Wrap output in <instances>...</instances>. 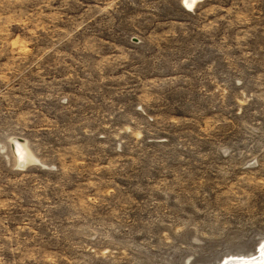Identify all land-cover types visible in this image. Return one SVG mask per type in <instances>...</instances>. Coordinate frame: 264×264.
<instances>
[{"label":"rangeland","instance_id":"rangeland-1","mask_svg":"<svg viewBox=\"0 0 264 264\" xmlns=\"http://www.w3.org/2000/svg\"><path fill=\"white\" fill-rule=\"evenodd\" d=\"M263 241L264 0H0V264Z\"/></svg>","mask_w":264,"mask_h":264},{"label":"water","instance_id":"water-1","mask_svg":"<svg viewBox=\"0 0 264 264\" xmlns=\"http://www.w3.org/2000/svg\"><path fill=\"white\" fill-rule=\"evenodd\" d=\"M263 245H264V241L260 244V246H259V253H258V255L257 256H264V249H263ZM263 249V250H262ZM257 256H251L250 258H248V261H251V263L250 262H245V264H253V260H256L257 258Z\"/></svg>","mask_w":264,"mask_h":264},{"label":"bare ground","instance_id":"bare-ground-1","mask_svg":"<svg viewBox=\"0 0 264 264\" xmlns=\"http://www.w3.org/2000/svg\"><path fill=\"white\" fill-rule=\"evenodd\" d=\"M25 145V144H24ZM16 148H18V150H19V152L21 151L22 153L24 152V149H25V147L23 146V144H21V143H18L17 142V147ZM26 152V151H25ZM21 153V154H22ZM25 155V154H24ZM24 155H22V157H24ZM28 156V155H27ZM23 160V159H22ZM263 249H264V246H263ZM262 249V250H263ZM244 259V258H243ZM259 261L261 260V261H264V259H263V256H261V257H259V259H258ZM255 261V260H254ZM254 264V263H253Z\"/></svg>","mask_w":264,"mask_h":264}]
</instances>
